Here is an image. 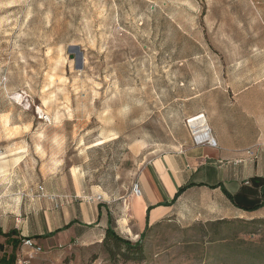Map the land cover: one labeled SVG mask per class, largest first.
Returning a JSON list of instances; mask_svg holds the SVG:
<instances>
[{"label": "rangeland", "instance_id": "obj_1", "mask_svg": "<svg viewBox=\"0 0 264 264\" xmlns=\"http://www.w3.org/2000/svg\"><path fill=\"white\" fill-rule=\"evenodd\" d=\"M247 73H264V0H0V229L43 231L46 196L69 195L111 206L136 243L125 199L143 167L194 144L209 89ZM254 220L170 216L146 231L140 263L111 258L104 234L30 264H264Z\"/></svg>", "mask_w": 264, "mask_h": 264}, {"label": "crops", "instance_id": "obj_2", "mask_svg": "<svg viewBox=\"0 0 264 264\" xmlns=\"http://www.w3.org/2000/svg\"><path fill=\"white\" fill-rule=\"evenodd\" d=\"M205 100V108L196 117H203L216 145H183L152 159L143 167L139 176L142 195L125 199L135 223L133 226L140 233L147 226L149 206L153 207L149 212L150 226L170 216L206 223L264 217V207L252 212L242 210L223 191L224 188L237 196V201L244 205L264 202V150L259 148L256 158H250L246 153L247 149L264 145V73L228 75L223 88L209 89ZM191 183L195 186L187 189L172 205H166L173 201L180 187ZM91 192L101 194L93 188ZM69 197L59 196L58 207L48 202L43 231L31 234L24 231L21 232L23 237H19L18 231L13 230L16 233L12 238L22 241L30 237L42 248L76 241L100 242L108 227L112 207L86 201L76 207ZM54 208L60 209L59 213L49 212ZM73 220L76 222L72 226L50 234ZM13 239L8 255L0 258V264H5L2 259L9 260L13 255L17 259L24 249L22 242L15 248Z\"/></svg>", "mask_w": 264, "mask_h": 264}, {"label": "trees", "instance_id": "obj_3", "mask_svg": "<svg viewBox=\"0 0 264 264\" xmlns=\"http://www.w3.org/2000/svg\"><path fill=\"white\" fill-rule=\"evenodd\" d=\"M195 186L194 183L182 186L179 188L178 192L176 193L173 201L171 203H168L166 205H172L173 203H175V201L179 198V196H181L187 189L191 188ZM202 186V185H201ZM211 187H216V186H211ZM224 193L226 194V196L229 198V200L238 208L248 211V212H252V211H256L259 210L260 208L264 207V202L262 203H257V204H251V205H244L241 204L237 201L236 197L237 196H233L231 195L226 189L223 188ZM263 193H264V189H263ZM152 206H149L148 211H147V226L144 230V232L141 233V239L139 241H137L136 243H133L132 241L122 237L120 234H118L113 226V221L111 216L109 215V219H108V227L105 231V237L103 239V244L105 245V247L107 248V251L110 252L111 254V258L113 259H117L118 256H121L123 258V260L125 262H137L140 263L145 259V252H144V247H143V240L146 236V231L150 229V225H149V212L152 209ZM258 221V220H257ZM76 221H71V223L69 225L64 226L63 228L57 229L56 231H54L53 233L50 234H56L62 230L67 229L69 226H72ZM251 222H256L254 219ZM257 223V222H256ZM16 233V231H10V232H6L4 233L1 229H0V235H2L3 237L7 238V239H11L12 235ZM36 237H42L40 235H37ZM44 237V236H43ZM20 239H13L15 248L18 246V244L20 243L19 241ZM125 247V251H122V247ZM2 262L5 264H15L16 262V257L15 255H13L9 260H6V258L2 259Z\"/></svg>", "mask_w": 264, "mask_h": 264}, {"label": "built area", "instance_id": "obj_4", "mask_svg": "<svg viewBox=\"0 0 264 264\" xmlns=\"http://www.w3.org/2000/svg\"><path fill=\"white\" fill-rule=\"evenodd\" d=\"M208 129V132L210 133V130L209 128L207 127ZM194 140H195V143L197 145H205V144H210V145H213L215 146L216 145V142L215 140L211 137L209 138H205V137H196L194 134ZM262 149L264 150V145H257L253 148H250V149H247L246 150V153L247 155L250 157V158H256L257 156V151L258 149ZM43 188H41V191ZM133 192L135 195H142V190H141V187H140V184L139 183H136L134 185V188H133ZM48 200H50L52 203H55L56 207H58V198L59 196L57 195H47L46 196ZM90 199H94V198H90ZM98 200L101 199V197L99 196L97 198ZM22 247L25 249L22 250L20 256L18 257V259H16V263L15 264H30V259L34 258L36 256V254H39L43 251L42 247H40L32 238L30 237H26L22 240ZM28 257V259L26 258Z\"/></svg>", "mask_w": 264, "mask_h": 264}, {"label": "bare ground", "instance_id": "obj_5", "mask_svg": "<svg viewBox=\"0 0 264 264\" xmlns=\"http://www.w3.org/2000/svg\"><path fill=\"white\" fill-rule=\"evenodd\" d=\"M189 126L192 129V133L196 136V137H205V138H211L210 133L208 132V125L205 123L203 117H196V118H192L189 121ZM136 196H140V195H136Z\"/></svg>", "mask_w": 264, "mask_h": 264}]
</instances>
